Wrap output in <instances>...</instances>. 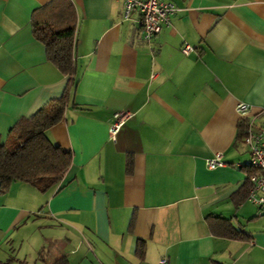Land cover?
Instances as JSON below:
<instances>
[{"label":"crops","instance_id":"1","mask_svg":"<svg viewBox=\"0 0 264 264\" xmlns=\"http://www.w3.org/2000/svg\"><path fill=\"white\" fill-rule=\"evenodd\" d=\"M50 1L0 0L1 143L68 85L32 34ZM69 1L76 85L45 135L71 166L45 193L17 182L0 195V264H264V215L235 196L250 156L234 111L245 103L264 129V0H163L176 10L148 43L120 1ZM120 111L131 116L107 140ZM215 153L224 167L210 171ZM207 217L247 240L213 235Z\"/></svg>","mask_w":264,"mask_h":264},{"label":"trees","instance_id":"2","mask_svg":"<svg viewBox=\"0 0 264 264\" xmlns=\"http://www.w3.org/2000/svg\"><path fill=\"white\" fill-rule=\"evenodd\" d=\"M75 7L69 0H51L32 14L33 37L42 44L45 57L58 71L68 77V85L59 99L52 100L39 109L32 117L20 119L12 128L11 141H0V195L8 192L13 183L27 184L40 193H45L57 186L71 166L70 153L53 145L45 131L57 125L64 114L69 99V92L75 87V68L72 56V42L77 23ZM235 140H241L247 129V120L242 119L236 125ZM130 161L125 172L131 173ZM249 175L251 168L241 167ZM238 191L237 203L247 196V185ZM249 186V185H248ZM207 227L213 235L225 240L245 241L247 235L237 231L229 220L207 217ZM127 232L134 226V215L129 219ZM137 256L143 250L138 247ZM67 258L60 256L53 264H67ZM5 264H12L11 261ZM24 264V263H17Z\"/></svg>","mask_w":264,"mask_h":264},{"label":"built area","instance_id":"3","mask_svg":"<svg viewBox=\"0 0 264 264\" xmlns=\"http://www.w3.org/2000/svg\"><path fill=\"white\" fill-rule=\"evenodd\" d=\"M121 2L123 9L121 10V18L123 20L130 19L132 14L138 18V25L142 32V42L148 43L153 36L160 32L161 25H167L170 16L175 12L173 4L165 3L163 0H118ZM191 51L188 45L181 48V54L188 56ZM245 103H237L234 109L237 116L241 119H248L250 110ZM131 116L130 111H120L112 113L108 120L106 134L107 140L113 141L119 132L120 127ZM248 121V120H247ZM242 142L247 148L250 156L249 163L246 167L253 170L250 176H246L249 182V189L246 201L250 205L256 206L258 213L264 215V129L259 132H253L250 124H247V129L242 138ZM204 166L212 171L216 168H223L221 156L218 153L213 154V157L205 160Z\"/></svg>","mask_w":264,"mask_h":264},{"label":"rangeland","instance_id":"4","mask_svg":"<svg viewBox=\"0 0 264 264\" xmlns=\"http://www.w3.org/2000/svg\"><path fill=\"white\" fill-rule=\"evenodd\" d=\"M11 140H12V138H11L10 140H8V141H11ZM30 236H31V235L29 234L28 237H30ZM28 248H29V246H28L27 244H25V245H24V248H23V251H27Z\"/></svg>","mask_w":264,"mask_h":264}]
</instances>
